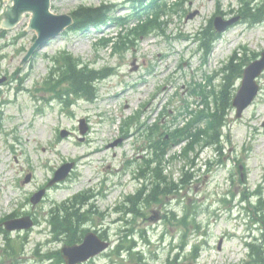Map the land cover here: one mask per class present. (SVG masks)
<instances>
[{"label":"rangeland","instance_id":"374dc122","mask_svg":"<svg viewBox=\"0 0 264 264\" xmlns=\"http://www.w3.org/2000/svg\"><path fill=\"white\" fill-rule=\"evenodd\" d=\"M249 1L251 12L263 6L260 22L242 17L244 0H187L178 11L161 17L165 22L162 28L142 35L125 51L114 52L112 46L97 43L101 37L121 30L119 25L110 24L84 32L69 30L39 49L26 64L20 60L37 37L36 31L28 30L30 14L26 13L14 28L0 31V76L9 77L0 86V218L17 211L20 215L30 213L39 221L28 230L3 234L0 229V264H46L44 255H55L65 244L62 240L48 243L52 235L50 208L85 189L97 195L91 201L94 206H90L95 213H90L91 220L84 227L105 232L112 247L126 234H133L135 250L148 264H165L169 255L176 258L171 259L176 264L247 263L246 242L259 233L255 228L262 213H255L259 198L264 206V72L258 77L259 94L244 115L236 118L235 109L229 115L219 150L198 146L190 153L191 158L195 157L194 164L182 157H165L162 175L173 181L166 194L159 187L147 201L153 191L150 170L145 171L146 180L134 179L148 155L141 124L156 123L167 107L170 114L162 118L166 124L178 115L185 100L196 106L191 90L194 84L207 81L205 74L218 71L213 80L218 87L222 78L219 71L233 54L243 63H250L264 50V0ZM103 2L117 3L119 15L131 13L132 4L124 0H52L51 5L56 13H69L80 4ZM217 10L226 18L240 19L221 33L203 63V53L193 37ZM61 50L82 57L91 67L111 68L112 74L96 83L97 100L79 99L65 105L45 88L51 76L60 77L59 71L49 74ZM134 65L138 68L133 69ZM58 88L65 92L69 85L64 82ZM107 96L108 100L101 101ZM138 111L137 120L123 130V121ZM81 118L90 125L84 140L79 139L83 136ZM182 118L176 119V124ZM165 126L159 124L158 128ZM63 130L68 131L67 136L61 135ZM116 139L122 141L111 146ZM180 149L172 148L170 153H179ZM72 160L75 167L71 177L52 187L47 198L33 207L29 200L32 192L44 186L61 164ZM183 168L188 172L185 182L180 181ZM28 172L33 173V179L23 184ZM116 183L117 188L106 197L98 195ZM144 185L145 191L136 199V212H127L125 207L116 211V206L125 204L127 195ZM186 213L184 223L181 218ZM6 241L14 245L17 242L16 250L10 249ZM39 242L42 246L37 249ZM195 245L197 256L193 259ZM112 249L85 264L139 261L128 250L116 254Z\"/></svg>","mask_w":264,"mask_h":264},{"label":"trees","instance_id":"16d2710c","mask_svg":"<svg viewBox=\"0 0 264 264\" xmlns=\"http://www.w3.org/2000/svg\"><path fill=\"white\" fill-rule=\"evenodd\" d=\"M128 1L133 3L134 9L137 10L136 15L139 16V12L141 10L149 14L150 9L153 10L156 15L154 18L138 24L126 35H118L119 39H117L115 45L123 49L128 48L130 44H134V41L138 39L139 36L146 35L161 25V23L158 22V10L161 6L158 4L157 0ZM181 2L175 3L176 5L174 8L177 9ZM113 6V4L78 6L72 13L75 18L73 28L83 30L89 28L90 26H99L102 23L113 21L114 18L111 15ZM164 6H166V4ZM258 9V11L250 13V15H248V9H246L244 13L251 18H254L256 21L261 20L259 11L262 8ZM139 18H141V16H139ZM121 19L122 18H120V20ZM216 37L217 35L213 32L211 25L202 31V36L200 38L201 45L205 48L206 52L209 53L211 51V44ZM107 42L108 41H105V43ZM56 61L59 63L58 68L62 75L61 81L71 82L72 90L77 95L81 94L87 96L88 98H92L94 94V81L107 75L105 70L89 68L87 65L79 66L81 59L74 58L66 52H61V54L56 58ZM245 65L246 62L243 63V60L239 62L236 61L235 56L232 57L224 67L225 74L219 91H216L215 89L210 90L208 93L206 91H202V95L204 97L203 101L206 107L198 110L194 114L193 118L189 120L183 128L178 127L174 130L167 131L170 139L164 132H162L159 139L155 143L150 140L152 142L150 145L155 147L156 160L161 162L162 158L167 153V150H169V147L181 143L183 140H187V145L184 146L185 154L202 142L205 144H220L222 127L226 124L228 115L232 109L235 82L242 76ZM210 95H213L211 102L209 101ZM211 103H213V106H211ZM203 123L205 126L201 127ZM152 134H154V132H151L149 135ZM77 199L79 201L82 198L78 196L69 203L65 202L63 205L56 206L51 212L50 221L53 226V231L56 234H63L65 239L69 242H77L80 240L83 232L85 231V229L81 228L85 213H81V209L75 207L76 202L74 201ZM257 206H259L257 208V212H262L261 215L258 216L261 233L259 237H256L253 241L248 243L250 249L249 255L251 257V264H264V206H262V203H259ZM168 264H171V262Z\"/></svg>","mask_w":264,"mask_h":264},{"label":"water","instance_id":"95a60500","mask_svg":"<svg viewBox=\"0 0 264 264\" xmlns=\"http://www.w3.org/2000/svg\"><path fill=\"white\" fill-rule=\"evenodd\" d=\"M26 12L32 13V19L30 22V28L35 29L38 32L39 37L27 52L25 61H27L37 47L48 41L50 38L56 37L59 32L66 26L72 23V17L68 14L57 15L50 11V0H10L9 5L5 8L4 13L0 15V25L4 27H13L21 19L22 15ZM233 20L226 22H218L216 25L219 30H223L227 25L232 23ZM21 58L20 62L23 60ZM264 70V51L260 59L252 62L244 70V78L242 86L234 99V105L238 109V116H240L243 110L252 102L256 96L259 86L256 82V77ZM4 78H0V82ZM264 125V124H263ZM84 131V129H82ZM69 165L61 167L55 175V178L51 181V184L57 180L64 179L69 173ZM42 192L36 194L35 201L39 200L42 196ZM31 226L30 222L19 224L8 222V229L16 228H28ZM108 242L101 240L95 233L90 232L82 245L70 246L64 249V255L68 264H76L87 260L91 256H94L107 248Z\"/></svg>","mask_w":264,"mask_h":264}]
</instances>
